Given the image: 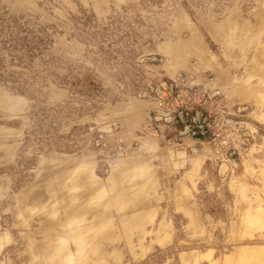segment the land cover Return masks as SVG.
Returning <instances> with one entry per match:
<instances>
[{
    "label": "rangeland",
    "instance_id": "1",
    "mask_svg": "<svg viewBox=\"0 0 264 264\" xmlns=\"http://www.w3.org/2000/svg\"><path fill=\"white\" fill-rule=\"evenodd\" d=\"M0 264H264V0H0Z\"/></svg>",
    "mask_w": 264,
    "mask_h": 264
},
{
    "label": "built area",
    "instance_id": "2",
    "mask_svg": "<svg viewBox=\"0 0 264 264\" xmlns=\"http://www.w3.org/2000/svg\"><path fill=\"white\" fill-rule=\"evenodd\" d=\"M190 84L189 81L185 83L183 79L180 78L173 81L172 89H174V93L172 90L167 92L168 89L163 88H157L155 90L156 98L153 100L157 105L155 106L156 109L160 110L158 120L168 124H172V122L176 120L185 124L187 122H192L194 123L193 125H183L180 134H186L187 136L206 135L207 137L213 138L215 135L213 130L217 126V120H215V118L212 119V116H203L201 113L203 107H200V112H196L195 117L190 119L188 118V112L191 110L192 105L201 106V102L203 105H209V107L217 105L220 100V92L218 90H212L206 85L191 86ZM161 95L164 97L160 98ZM193 101H195L196 104ZM166 102L167 104H165ZM227 115H229V113L225 112V116ZM208 118H210V120ZM156 119L155 117V120ZM227 121L228 120H226L225 123H227ZM190 126H193V129H191Z\"/></svg>",
    "mask_w": 264,
    "mask_h": 264
}]
</instances>
